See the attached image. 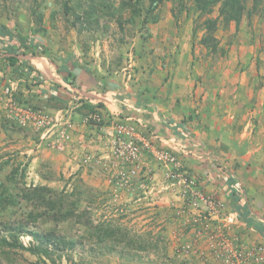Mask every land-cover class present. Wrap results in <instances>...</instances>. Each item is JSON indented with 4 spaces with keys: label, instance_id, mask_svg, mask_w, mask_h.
<instances>
[{
    "label": "rangeland",
    "instance_id": "374dc122",
    "mask_svg": "<svg viewBox=\"0 0 264 264\" xmlns=\"http://www.w3.org/2000/svg\"><path fill=\"white\" fill-rule=\"evenodd\" d=\"M243 1L238 25L224 22L220 2L208 13L193 0H162L150 13L148 0H0V21L41 39L43 52L56 64L68 57L88 67L107 80L102 89L117 95L121 89L134 98L139 92L134 85L143 82L154 92L170 82L178 90L182 83L180 96L189 90L201 106L209 89L231 98L227 110L233 114L242 106L239 95L247 98L255 83L264 85V0ZM207 18L216 19L214 51L201 43ZM79 107L86 124H103L97 109L84 102ZM257 116L249 114L248 133ZM6 120L14 132L36 133L41 145L56 153L74 146L70 134L60 148L50 147L40 141V131ZM124 123L142 138L135 140L138 154L129 160L127 148L120 154L114 139L115 126ZM112 126L99 151L89 149L79 161L71 151L62 162L66 166L59 165L60 155L39 159L36 166L31 155L0 156V198L5 199L0 236H8L5 225L18 222L26 231L54 230L75 242L57 252L60 258L52 256L57 264H264V172L249 173L248 159L221 163L212 155L220 171L227 163L226 173L242 181L238 195L230 183L215 185L197 173L193 161L186 162L143 124L120 118ZM261 129L264 133V124ZM162 150L177 157L178 175L166 174L156 156ZM99 224L112 231L94 232ZM19 241L28 246L32 239L20 234ZM37 259L27 250L0 246V264Z\"/></svg>",
    "mask_w": 264,
    "mask_h": 264
},
{
    "label": "crops",
    "instance_id": "0c3cea01",
    "mask_svg": "<svg viewBox=\"0 0 264 264\" xmlns=\"http://www.w3.org/2000/svg\"><path fill=\"white\" fill-rule=\"evenodd\" d=\"M21 40L26 46L23 44L19 48L18 43ZM43 51L44 44L41 39L17 31L11 22L0 21V87L9 81H17L18 99L53 114L57 118V133L66 125L71 136L70 144L74 145L72 153L69 152L70 146L66 147L63 154L42 146L36 133L27 130L14 132L12 124L0 113V156L10 152H15V155L26 154L28 157L31 155L33 166H36L39 159L50 160L58 155L62 160L59 165H63L68 153L79 161L87 150L99 151L101 145L106 143L113 120L125 118L138 122L139 125L143 124L157 134L163 144L167 143L186 162L193 161L195 171L201 172L215 185L230 183L237 188L238 195L243 190L242 181L226 173L227 163L226 167L223 166L224 170L220 171V167L215 166L214 160L210 158L212 155L219 157L221 163L222 159L227 162L231 159H248L252 167L248 169L249 173L264 172V133L261 129L264 124V85L255 83L247 98L243 94L239 95L237 101L242 106L234 109L231 114L232 109H227L232 99H228L226 95L220 92L212 94L208 88L205 94L207 102L205 100L201 106L190 96L189 90L184 96H180L182 83L175 90L170 80L171 87L160 88L161 91L154 92L143 82L134 85L136 89L133 90H139L134 98H129L128 91L121 89L120 95H117V92L114 93L115 89L113 92L102 89L103 81L107 80L89 72L88 67L79 65L80 62L74 63L64 57L56 64L57 60L54 59L55 63ZM14 53H17V60L10 64L9 57ZM145 90H150L151 93ZM83 102L98 110L104 120L103 124L93 126L85 123V115L78 109ZM252 103H256V106L248 110L247 107ZM250 113L258 116L251 123L256 128L254 131L250 129L248 133ZM183 117L188 120L185 121ZM258 123H261L260 126ZM77 142L80 143L78 147L75 146L79 144ZM48 162L50 165L54 164Z\"/></svg>",
    "mask_w": 264,
    "mask_h": 264
},
{
    "label": "trees",
    "instance_id": "16d2710c",
    "mask_svg": "<svg viewBox=\"0 0 264 264\" xmlns=\"http://www.w3.org/2000/svg\"><path fill=\"white\" fill-rule=\"evenodd\" d=\"M149 1V9L148 12H152L159 2L162 0H148ZM195 7L203 12H211L212 5L214 3L220 2L219 7V14L222 16V19L225 23L229 21H234L237 25L240 22L242 14L245 10V4L243 0H193ZM93 3V1H92ZM183 7V5H182ZM139 13V10L138 12ZM206 33L201 38V43L207 47L211 48V51H214L217 45L216 39L213 37V32L216 27V19L207 18L204 20ZM25 43L21 40L18 45L19 48H22V45ZM17 53H14L12 57H9L10 64H14L17 60L16 57ZM37 198L41 197L39 191L36 194ZM28 197V193L26 194ZM5 199L0 198V205ZM13 202V198L7 200ZM51 207L53 205H50ZM109 225V224H108ZM107 224H99L94 225V232L102 233L105 231H112L109 229ZM4 227L7 228L8 236L2 235L0 236V246H5L8 248H17L22 250H27L35 255L38 256L37 261L34 264H48L47 260L50 261L51 264H57L52 256L56 255L60 258V255L57 252H63L66 248H73L75 242L69 240L65 237H57V233L54 230H47V231H26L24 229V224L22 222H18V224H9V226L5 225ZM26 234L31 237L32 241L29 243L28 246H25L22 242L19 241V235ZM103 235V234H102ZM101 237V236H100ZM102 239V238H101ZM103 241V239H102Z\"/></svg>",
    "mask_w": 264,
    "mask_h": 264
},
{
    "label": "built area",
    "instance_id": "2783aa9c",
    "mask_svg": "<svg viewBox=\"0 0 264 264\" xmlns=\"http://www.w3.org/2000/svg\"><path fill=\"white\" fill-rule=\"evenodd\" d=\"M17 89V81H9L0 87V113L6 119L14 121L22 127H33L34 130L40 131L41 142H45L50 147L60 148L69 137L66 125H63V128L57 133V118L43 109L32 107L19 100L16 97ZM114 131V139L122 147L118 149V152L123 154V148L126 147L127 152L124 155L126 160L133 159L138 154L135 140H142V138L134 132L133 126L129 124H118ZM156 156L166 168V174L171 176L177 174L174 170L178 168L179 162L172 151H157Z\"/></svg>",
    "mask_w": 264,
    "mask_h": 264
}]
</instances>
